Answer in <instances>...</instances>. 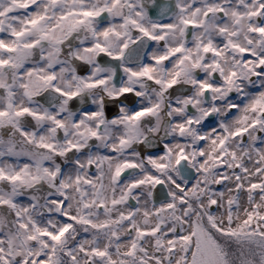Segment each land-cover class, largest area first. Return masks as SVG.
Listing matches in <instances>:
<instances>
[{"label":"snow or ice","instance_id":"obj_1","mask_svg":"<svg viewBox=\"0 0 264 264\" xmlns=\"http://www.w3.org/2000/svg\"><path fill=\"white\" fill-rule=\"evenodd\" d=\"M0 264H264V0H0Z\"/></svg>","mask_w":264,"mask_h":264}]
</instances>
